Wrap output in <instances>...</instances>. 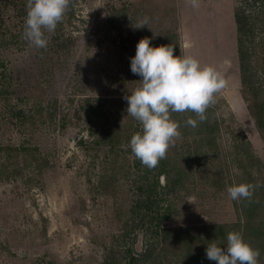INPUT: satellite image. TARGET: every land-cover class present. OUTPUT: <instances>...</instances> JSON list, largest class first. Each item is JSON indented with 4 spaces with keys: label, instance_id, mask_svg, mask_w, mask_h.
Returning <instances> with one entry per match:
<instances>
[{
    "label": "rangeland",
    "instance_id": "1",
    "mask_svg": "<svg viewBox=\"0 0 264 264\" xmlns=\"http://www.w3.org/2000/svg\"><path fill=\"white\" fill-rule=\"evenodd\" d=\"M243 2L70 0L38 49L22 35L26 0H0V264H129L148 242V264H207V244L230 231L248 237L261 225L264 241V129L252 115L264 91L241 84L233 15ZM247 10L251 81L264 87V9ZM143 37L214 66L226 82L195 127L193 112L170 113L181 134L152 169L121 147L141 131L123 97L139 85L129 58ZM144 177L156 197L180 181L158 204V230L135 210ZM239 183L255 186L251 220L227 193Z\"/></svg>",
    "mask_w": 264,
    "mask_h": 264
},
{
    "label": "clouds",
    "instance_id": "2",
    "mask_svg": "<svg viewBox=\"0 0 264 264\" xmlns=\"http://www.w3.org/2000/svg\"><path fill=\"white\" fill-rule=\"evenodd\" d=\"M70 0H26L23 38L38 49L47 47L48 36L56 29ZM198 7L197 0H191ZM144 17L135 28L147 26ZM152 37L141 38L135 54L129 58L130 71L140 77L139 85L123 97L127 101V115L141 125V131L131 135L126 145L142 165L152 169L164 159L174 139L180 136L178 122L170 118L172 112H193L198 119L188 118L195 127L206 119L207 108L215 102V95L225 87L221 73L212 65H202L191 55H174V46H152ZM255 186L251 183L233 184L227 188L230 199L251 198ZM206 258L216 264H258L259 249L253 248L241 232L230 231L225 243L212 241L205 249Z\"/></svg>",
    "mask_w": 264,
    "mask_h": 264
},
{
    "label": "trees",
    "instance_id": "3",
    "mask_svg": "<svg viewBox=\"0 0 264 264\" xmlns=\"http://www.w3.org/2000/svg\"><path fill=\"white\" fill-rule=\"evenodd\" d=\"M244 2L240 7H236L234 9V22L236 26V43H237V53H238V61H239V69H240V79H241V84L244 88L247 89V91L251 90L253 93V90H255V93H258V95H261V92L264 91V87L262 86H257L254 85V82L252 83L251 78L252 74L250 73V63H251V58L252 55L250 54V35L252 34V27L253 23H251V19L253 15L248 12L247 10L248 5L254 6L255 2L259 3L261 2V6L264 9V0H243ZM249 3V4H248ZM264 22V20H263ZM264 29V26H263ZM264 57V56H263ZM0 77L3 78V75L0 74ZM2 78L0 80H2ZM251 108V106H250ZM253 109L251 108V111ZM255 113L252 112V115L255 118L256 125L259 130L264 129V99L262 100L261 104L256 107ZM205 131V130H204ZM205 133V136L202 138L209 139L212 136V132L209 131L207 134L206 132H200ZM214 138V137H213ZM161 162V161H160ZM143 180V181H142ZM150 184L147 183V178L144 177L141 179V182L139 183V186L137 189L139 190L140 194V200L135 206V210L137 211H142L143 214L140 215V221H142L143 224L150 223V222H156L155 226L157 227V230L159 229L161 217L160 209H159V202H161L162 198L170 197L171 195L175 194L178 190L177 187L180 185L179 179L173 180V182L169 185H165L163 187V192L162 194H158L157 197L154 196V192L156 190L157 184ZM154 198V199H153ZM244 202V207H242V212L246 215V217H249L250 220L255 217V214L257 212V206L258 204L254 203L255 201V196H252L251 198L247 199H242ZM257 209V210H256ZM169 208L167 207V214H168ZM138 212V213H139ZM253 213V214H252ZM155 217L153 218V216ZM146 220H148L146 222ZM218 227H208L206 228L207 231L213 232L217 230ZM260 229L261 225H252L249 227V236L245 237L244 239L250 243V245L253 248L259 249L260 251V256H264V241H259L257 238V234H260ZM162 232H167L165 229H162ZM161 233V232H160ZM154 236L156 235V232L153 233ZM149 243V244H148ZM148 248L143 251L142 253L139 254V257L137 259L131 258L129 264H148V261L150 260L152 256V250H153V244L152 242H148ZM129 251V250H128ZM131 252V250L129 251ZM130 254V253H129ZM258 257V258H259ZM205 262L207 264H216L215 261L208 260L206 258Z\"/></svg>",
    "mask_w": 264,
    "mask_h": 264
}]
</instances>
